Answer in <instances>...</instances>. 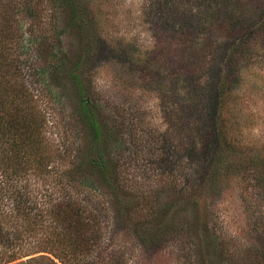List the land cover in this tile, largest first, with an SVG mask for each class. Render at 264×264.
<instances>
[{
  "label": "rangeland",
  "instance_id": "obj_1",
  "mask_svg": "<svg viewBox=\"0 0 264 264\" xmlns=\"http://www.w3.org/2000/svg\"><path fill=\"white\" fill-rule=\"evenodd\" d=\"M9 1L0 0V41L9 33L2 27L9 26L14 30L7 39L11 48L20 53L23 45V57L40 64L37 44L28 40L53 37L55 24L61 28L65 14L52 0ZM81 1L93 24L92 57L82 68L90 82L89 95L106 113L120 116L122 125L136 126V137L142 132L146 136L145 142L137 141V150L119 155L124 159L136 152L139 158L123 167L122 175L154 205L195 194L196 203L188 207L191 214L216 220L214 229L227 244L217 262L245 264V255L253 259V249H260L264 240V190H253L242 175L252 160L264 163V0ZM69 31L60 43L68 59H74L85 42L75 30ZM41 77L26 76L23 84L45 123L42 164L28 167L11 182L12 193L25 202L24 212L30 216L3 217L4 227L20 235V241L14 256L11 251L0 264H50L46 256H52L39 251L52 229L32 218L45 214L56 195L57 178L68 165L58 155L77 144L68 91L54 82L47 86ZM221 85L224 95L218 107ZM218 131L226 138L224 146ZM208 171L217 173L214 187L205 184ZM219 174L225 176L222 183ZM100 226L98 245L104 248L111 244V223ZM120 243L137 262L186 264L176 246L146 261L134 240Z\"/></svg>",
  "mask_w": 264,
  "mask_h": 264
},
{
  "label": "trees",
  "instance_id": "obj_2",
  "mask_svg": "<svg viewBox=\"0 0 264 264\" xmlns=\"http://www.w3.org/2000/svg\"><path fill=\"white\" fill-rule=\"evenodd\" d=\"M52 2L65 14V22L61 28L55 24L53 32L56 34L53 37L44 35L38 43L36 37L33 42L28 40L29 45L34 42L37 44L35 51L39 55V61L42 60L40 64L33 62L28 56L23 57L26 49L23 45L19 46L22 50L20 53L11 48L7 39L14 30L9 26H1L5 33H9L3 35L0 41V258L5 259L11 255V251L14 256L17 241H20V235L16 237L4 227L3 217L13 214L19 219H29L30 216V212H24L22 203L25 202L19 201L12 193L11 182L15 176L28 171V167H41L42 164L45 123L32 107V96L23 84L26 76L36 74L37 78L46 77L47 86L54 82L68 91V101L73 105L71 120L77 123V144L67 152L69 155L66 149L58 155L59 161L65 158L68 165L59 173L54 193L56 195L50 200V207L45 214H37L32 218L33 221L38 218L39 222L48 223L52 229L44 241L46 246L39 251L52 256H46L48 262L128 264L132 258L131 264H146L135 261L133 254L128 256L118 246L121 240L132 239L142 250L146 261L176 246L178 253L184 252L186 264H220L217 260L220 262V258L226 253L223 248L227 244L214 229L217 227L216 220L210 222L205 215L199 218L198 215L191 214L188 207L196 203L195 194L189 193L188 198H181L180 201L154 205L122 175L123 167L127 168L128 164L139 158L134 156L136 152L124 159L118 158L119 155L132 148L137 150V141L145 142V132L136 137L132 133L136 126L122 125L119 122L120 116L106 113L89 95L90 82L86 80L82 70L92 57L90 46L94 40L90 35L89 25L93 24L88 8L81 0ZM28 16L33 17L31 10H28ZM69 30H75L77 35H81L82 42H85L74 59H68L60 43L61 37L70 33ZM38 84L44 86L41 82ZM222 89L221 85L217 95L218 107H221L224 95ZM113 113L119 115L118 112ZM68 129L71 130L70 124ZM217 135L220 136L219 131ZM220 139L224 146L226 138ZM126 144L130 146L127 147ZM257 162L260 161L250 162V168L245 170L242 181L252 184L249 187L253 190H260L259 187L264 190V163L262 165V162ZM206 175V178L203 177L207 181L205 184L214 187L212 183L217 173L208 171ZM224 177L219 174L217 180L222 183ZM13 192L18 194V190ZM211 192L214 194V190ZM31 208L28 207V210ZM7 209H10L9 213L6 212ZM163 215H168V218L163 219ZM103 223H111V244L99 248L98 241L102 234L100 225ZM245 257L248 261L242 257L239 260L245 261V264H264V240L260 249H253V259H249L247 255ZM235 264L240 263L236 261Z\"/></svg>",
  "mask_w": 264,
  "mask_h": 264
}]
</instances>
